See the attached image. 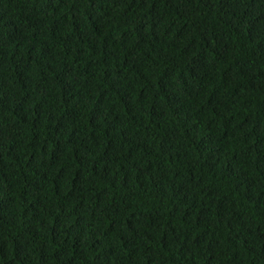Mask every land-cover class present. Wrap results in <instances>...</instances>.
<instances>
[{
    "label": "trees",
    "instance_id": "trees-1",
    "mask_svg": "<svg viewBox=\"0 0 264 264\" xmlns=\"http://www.w3.org/2000/svg\"><path fill=\"white\" fill-rule=\"evenodd\" d=\"M0 264H264V0H0Z\"/></svg>",
    "mask_w": 264,
    "mask_h": 264
}]
</instances>
